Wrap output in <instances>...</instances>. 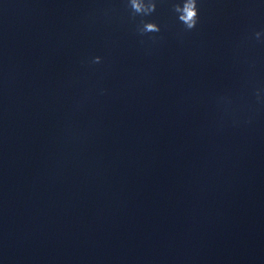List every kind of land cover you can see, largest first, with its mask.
<instances>
[{
  "label": "water",
  "instance_id": "1",
  "mask_svg": "<svg viewBox=\"0 0 264 264\" xmlns=\"http://www.w3.org/2000/svg\"><path fill=\"white\" fill-rule=\"evenodd\" d=\"M174 2L0 0V264H264V0Z\"/></svg>",
  "mask_w": 264,
  "mask_h": 264
},
{
  "label": "clouds",
  "instance_id": "2",
  "mask_svg": "<svg viewBox=\"0 0 264 264\" xmlns=\"http://www.w3.org/2000/svg\"><path fill=\"white\" fill-rule=\"evenodd\" d=\"M127 5L131 9L133 19L141 17L137 25V32L141 36L149 33H159L160 26L155 22H150L143 17L152 15L156 11V0H127ZM172 10L176 14L178 21L184 26L185 31H191L197 27L199 22L198 0H176L172 5ZM255 38L259 40L264 32H255ZM102 58L95 56L92 58V64H100ZM259 96V93H257Z\"/></svg>",
  "mask_w": 264,
  "mask_h": 264
}]
</instances>
